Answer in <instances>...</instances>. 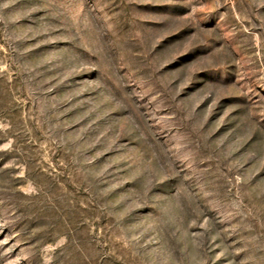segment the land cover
<instances>
[{
	"label": "rangeland",
	"instance_id": "374dc122",
	"mask_svg": "<svg viewBox=\"0 0 264 264\" xmlns=\"http://www.w3.org/2000/svg\"><path fill=\"white\" fill-rule=\"evenodd\" d=\"M0 264H264V0H0Z\"/></svg>",
	"mask_w": 264,
	"mask_h": 264
}]
</instances>
